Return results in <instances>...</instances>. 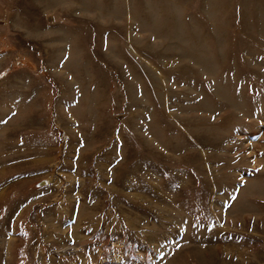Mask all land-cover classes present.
Returning <instances> with one entry per match:
<instances>
[{"label": "rangeland", "instance_id": "rangeland-1", "mask_svg": "<svg viewBox=\"0 0 264 264\" xmlns=\"http://www.w3.org/2000/svg\"><path fill=\"white\" fill-rule=\"evenodd\" d=\"M0 264H264V0H0Z\"/></svg>", "mask_w": 264, "mask_h": 264}]
</instances>
